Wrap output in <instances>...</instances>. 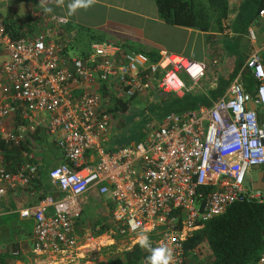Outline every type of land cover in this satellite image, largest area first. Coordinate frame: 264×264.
<instances>
[{
    "label": "built area",
    "instance_id": "2783aa9c",
    "mask_svg": "<svg viewBox=\"0 0 264 264\" xmlns=\"http://www.w3.org/2000/svg\"><path fill=\"white\" fill-rule=\"evenodd\" d=\"M257 16L264 26V8ZM45 23L11 37L0 14V137L14 146L31 144L30 152L21 151L31 158L39 147L30 134L41 130L63 159L47 171L57 195L17 211L32 220V252L44 256L41 264H91L73 226L77 198L90 188L110 202L108 243L115 236L133 244L145 233L153 247L172 250V264H183V240L205 221L234 202L264 201V190L243 182L248 169L264 166V128L249 108L250 102L264 106V43L241 66L254 78L252 91L239 71L209 107L168 113L137 142L106 151L108 109L116 100L158 92L179 98L202 79L205 64L169 51L152 60L111 41H91L84 55L70 56L58 27L66 19L49 16ZM246 36L254 40L252 28ZM89 152L95 153L91 164L85 162ZM38 169L35 159L8 171L0 149V195L27 185ZM253 264H264V251Z\"/></svg>",
    "mask_w": 264,
    "mask_h": 264
},
{
    "label": "crops",
    "instance_id": "0c3cea01",
    "mask_svg": "<svg viewBox=\"0 0 264 264\" xmlns=\"http://www.w3.org/2000/svg\"><path fill=\"white\" fill-rule=\"evenodd\" d=\"M240 2L241 0H227L228 14L227 17L220 22L222 27L221 32L215 30L201 31L196 27L167 24L158 18L154 0H96V3L91 7L87 9H78L72 15L68 14L67 7V5L71 3V0H64L62 5H58L57 0H0V14L4 21H12L13 19L17 21L15 30L19 31L20 36H25L27 32L32 30V28L39 30L42 26H45V20L47 17L59 16L65 18L66 23L59 25L58 27L66 25L83 26L102 31L105 33L107 40L118 44L124 51H128L129 49L139 50L150 54L153 57L158 56L161 52L169 51L182 54L193 60L201 61L205 64L204 76L201 81L199 80L200 83H196L190 87L189 92L195 94H207L208 90L215 87L218 78L228 73L235 59L234 54L237 55L238 58H242L243 64L249 53L252 50L261 48L264 43V40L259 41V37L257 38L256 35L254 40L251 41L247 38L246 31L240 33L232 30L231 23L238 13ZM46 8H50L52 11L46 12ZM122 16L134 20L136 23L127 21L123 19ZM27 22H31L29 27L26 25ZM145 23H150L152 26L153 50L143 48L139 43L145 41V39L141 38V29H143ZM261 23V18L256 16L251 20L246 29L248 27L252 29L253 27L259 28ZM18 25H21V27ZM72 32L73 31H70L66 34L68 39L72 36ZM233 36L237 38L232 45H229L227 39ZM61 37L63 42H65L66 39L63 38L64 35H61ZM209 63L214 66L213 72L207 71V64ZM243 69L246 68H238L237 72L225 87L222 95L239 71V79L243 85ZM185 84L189 85L187 80H185ZM152 96L154 97V94H151V97ZM216 99H211L209 106ZM209 106L201 105L199 107ZM199 107L194 110H197ZM255 112L259 125L264 128V106H255ZM39 133L44 137L42 151H44V149L48 150L49 147L53 148L51 142L46 140V135L43 131L39 130ZM114 135L115 133L105 134V139L102 143L103 150L113 151L116 149H114L115 145L112 141L115 138ZM49 144H51L52 147ZM26 152L30 151L27 150ZM48 153H50V150L47 151V153H41L39 150L37 153L35 152L32 154L31 158L34 161L36 159V161L39 162V168L45 165L46 169L49 164H51L52 167L63 162L58 151L51 161L48 160V155H52V153ZM94 159L95 153L91 154V152H89V154L85 155V162L88 164L95 161ZM252 168L256 172V177L260 175V172L263 173L264 177V170L262 171L259 167ZM48 169L36 170L35 175L37 172H40V174L44 171L47 172ZM255 180L256 178L249 179L247 183L250 182V184H252ZM247 183L246 186H249ZM51 185L53 190L49 194L57 195L58 191L52 183ZM40 193L41 185L36 184L34 187L33 184H27L25 186H16L7 189L4 194L0 195V216L6 214L8 215V218H11L12 215H16L13 219L15 218L16 220L21 221L24 226L21 227L18 224L16 225L15 223H12L11 219H9L8 226L6 228H1L5 231H3V243H0V251L4 250V248H8L7 250L10 251L12 256H14L12 254L13 251L17 252V254H15V259L11 264H41L40 259L44 257L36 256L32 252V220L29 218H20L17 213L22 207L37 202L39 200L37 197ZM77 201L80 206V214L74 219L73 226L81 252L85 257L91 258V254L97 250L91 251V248H93L98 241L105 242L102 247H107L108 245L115 244L116 241H119L123 248L119 250L120 252L116 257L120 255L122 250L128 249L134 244H130L127 239H120L115 236L111 237L113 242L108 243L110 240L106 237V234L107 231L112 228V222L109 215L110 202L106 195H98L95 190L90 188L88 191L80 195L77 198ZM93 224L95 225L92 227L91 225ZM101 224H105L106 230L98 235H94L93 231L97 230ZM87 235L92 239H86ZM87 245L89 247H87ZM197 264H201V262H198Z\"/></svg>",
    "mask_w": 264,
    "mask_h": 264
},
{
    "label": "trees",
    "instance_id": "16d2710c",
    "mask_svg": "<svg viewBox=\"0 0 264 264\" xmlns=\"http://www.w3.org/2000/svg\"><path fill=\"white\" fill-rule=\"evenodd\" d=\"M157 16L167 24L196 27L201 31L215 30L222 31L221 20L227 17V0H154ZM264 8V0H241L238 6V13L231 23L234 32L244 33L251 20L257 16L259 9ZM15 19L4 21L5 30L11 37L20 36L16 29ZM25 24V23H24ZM23 25V24H21ZM21 25L19 27H21ZM28 27L31 25L27 22ZM72 32L68 39L66 34ZM60 35H64L65 48L71 46L70 40L79 48L78 55H84L88 44L91 41H109L104 32L83 26L66 25L59 27ZM237 38V37H236ZM234 36L227 39L232 45L236 39ZM69 44V45H68ZM152 60L155 57L147 54ZM234 62L226 75L218 78L214 88L208 90L207 94L185 92L181 97L176 98L163 93H155L153 102L149 104L148 114L143 116L142 123L129 131L128 137L115 133L112 140L115 147L128 143H135L142 138L149 123L154 120L160 122L163 116L168 113H178L185 110H194L204 105L209 106L211 99L221 96L228 82L242 65V58L234 54ZM242 82L246 91H251L254 85V78L248 69H243ZM126 100H116L115 104L108 109L112 117L120 111L128 108ZM35 144H42L44 137L38 129L31 134ZM31 144L21 142L19 145H10L2 141L0 137V149L3 151V164L5 168L14 170L24 162H33L32 158H24L22 150L30 151ZM51 146V144H49ZM48 145V147H49ZM52 147V146H51ZM263 171L264 166H259ZM38 170H47L45 165ZM35 187L41 185V193L37 199L51 193L53 187L48 180L47 172H37L28 182ZM16 217V215H12ZM97 223V222H96ZM95 224L91 225L92 227ZM8 226V215L0 216V229ZM160 228V227H158ZM157 228V229H158ZM106 230L105 224L93 231L98 235ZM3 231L0 233V243H3ZM264 201L254 200L234 202L224 212L205 221L202 226L191 232L182 242L183 264H197L201 254L205 255L203 260L206 264H253L264 251ZM156 233L150 238L154 239ZM15 245V244H14ZM8 249V248H7ZM6 248L0 251V264H11L15 259ZM149 252L134 243L128 249L122 250L120 255L113 260V264H136L142 258L146 259Z\"/></svg>",
    "mask_w": 264,
    "mask_h": 264
},
{
    "label": "rangeland",
    "instance_id": "374dc122",
    "mask_svg": "<svg viewBox=\"0 0 264 264\" xmlns=\"http://www.w3.org/2000/svg\"><path fill=\"white\" fill-rule=\"evenodd\" d=\"M122 18L127 21H132V23H136V21L130 20L128 17L122 16ZM28 23H31V22H28ZM253 31L256 37L257 38L259 37L258 38L259 41L264 40L263 39L264 38V26L262 25V23L259 26V28L253 27ZM139 36H140V33H139ZM141 36H142L141 38L145 39V41L139 42L140 46L146 49L153 50L152 48L153 32H152V26L150 23H145V26L143 27V29H141ZM70 44L71 46H68V48L66 49V53L70 56L71 55L77 56L78 55L77 52L79 51V48L75 46V43L72 40H70ZM207 66H208V69H207L208 72L214 71L213 64L209 63L207 64ZM200 81H198L197 83H200ZM152 102H153V97H150L148 95L144 97L135 96L131 98L130 101L128 102V108L117 112L116 115L113 116L112 119H110L109 126L105 134L117 133L123 137H128L129 131H131L135 127H138L142 123L143 116L148 114L147 106L151 104ZM155 123L156 121L152 120L149 124H155ZM142 135L144 136V134ZM43 145L44 143L39 144L38 149L40 150L41 153L42 152L47 153V151L50 150V153H52V155H48V160L51 161L53 156L54 155L56 156L57 151L54 148V146L53 148L49 147L48 150L44 149V151H42ZM47 167L48 168L51 167V164H49ZM255 178H256V172L253 168H250L246 171L243 182L246 185L249 179H255ZM9 219H11L12 223H15L16 225L18 224L19 226L24 227L21 221H18L15 218L13 219V217L8 218V220ZM122 248H123L122 244H120L119 241H116L115 244L108 245L107 247L98 248L95 252L92 253L93 255L91 254V258H88V257L86 258H88L90 263L92 262V264H113L114 258H116V256L120 252L119 250ZM204 257H205L204 255L199 256L200 258L199 262H201V264H206L205 260H203Z\"/></svg>",
    "mask_w": 264,
    "mask_h": 264
},
{
    "label": "clouds",
    "instance_id": "9594fccd",
    "mask_svg": "<svg viewBox=\"0 0 264 264\" xmlns=\"http://www.w3.org/2000/svg\"><path fill=\"white\" fill-rule=\"evenodd\" d=\"M64 0H57L58 5H62ZM96 3V0H71L67 5L68 14H74L78 9H87ZM46 12H51L50 8L45 9ZM198 70V69H197ZM137 243L140 247L149 252L146 258V264H172L174 260L173 252L166 245L153 247L149 237L145 233H140L136 237Z\"/></svg>",
    "mask_w": 264,
    "mask_h": 264
},
{
    "label": "water",
    "instance_id": "95a60500",
    "mask_svg": "<svg viewBox=\"0 0 264 264\" xmlns=\"http://www.w3.org/2000/svg\"><path fill=\"white\" fill-rule=\"evenodd\" d=\"M249 108L252 110H255V105L250 102L249 103ZM247 185L251 186L253 189H264V177H263V173L260 172V175H258L256 177V180L254 182H252V184L247 183ZM263 235H264V231H263Z\"/></svg>",
    "mask_w": 264,
    "mask_h": 264
},
{
    "label": "bare ground",
    "instance_id": "6f19581e",
    "mask_svg": "<svg viewBox=\"0 0 264 264\" xmlns=\"http://www.w3.org/2000/svg\"><path fill=\"white\" fill-rule=\"evenodd\" d=\"M92 245H93V243H92ZM87 247H89V246L87 245Z\"/></svg>",
    "mask_w": 264,
    "mask_h": 264
}]
</instances>
